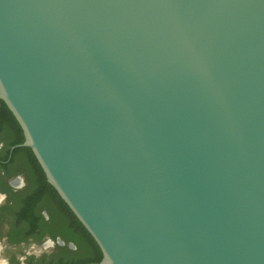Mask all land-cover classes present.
Returning a JSON list of instances; mask_svg holds the SVG:
<instances>
[{
  "label": "water",
  "instance_id": "water-1",
  "mask_svg": "<svg viewBox=\"0 0 264 264\" xmlns=\"http://www.w3.org/2000/svg\"><path fill=\"white\" fill-rule=\"evenodd\" d=\"M0 99L87 264H264V0H0Z\"/></svg>",
  "mask_w": 264,
  "mask_h": 264
},
{
  "label": "flooded vegetation",
  "instance_id": "flooded-vegetation-1",
  "mask_svg": "<svg viewBox=\"0 0 264 264\" xmlns=\"http://www.w3.org/2000/svg\"><path fill=\"white\" fill-rule=\"evenodd\" d=\"M0 99V264L98 263L103 252L47 175Z\"/></svg>",
  "mask_w": 264,
  "mask_h": 264
}]
</instances>
